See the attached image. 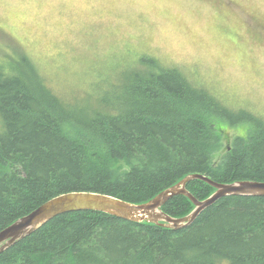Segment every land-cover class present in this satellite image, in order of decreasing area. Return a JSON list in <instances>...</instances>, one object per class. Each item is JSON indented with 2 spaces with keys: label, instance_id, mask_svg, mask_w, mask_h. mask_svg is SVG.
I'll return each mask as SVG.
<instances>
[{
  "label": "trees",
  "instance_id": "obj_1",
  "mask_svg": "<svg viewBox=\"0 0 264 264\" xmlns=\"http://www.w3.org/2000/svg\"><path fill=\"white\" fill-rule=\"evenodd\" d=\"M156 61L145 58L112 91L84 104L45 84L26 56L11 61L10 72L0 64V231L70 192L139 204L189 174L264 181V121L233 112ZM220 123L247 131L216 160L225 137ZM187 189L200 200L215 191L200 179ZM194 208L178 195L162 210L183 217ZM0 264H264V196L222 197L181 229L90 209L66 212L0 253Z\"/></svg>",
  "mask_w": 264,
  "mask_h": 264
},
{
  "label": "rangeland",
  "instance_id": "obj_2",
  "mask_svg": "<svg viewBox=\"0 0 264 264\" xmlns=\"http://www.w3.org/2000/svg\"><path fill=\"white\" fill-rule=\"evenodd\" d=\"M22 56L45 84L81 104L149 57L233 112L264 121V0H0V64L10 72ZM219 126L216 160L247 131Z\"/></svg>",
  "mask_w": 264,
  "mask_h": 264
},
{
  "label": "water",
  "instance_id": "obj_3",
  "mask_svg": "<svg viewBox=\"0 0 264 264\" xmlns=\"http://www.w3.org/2000/svg\"><path fill=\"white\" fill-rule=\"evenodd\" d=\"M195 179L206 181L215 188V191L206 199H197L187 189V184ZM178 195L187 196L193 202L195 208L186 216L172 217L166 214L162 207ZM230 195L264 196V181L244 180L220 183L203 174H189L151 200L139 204L108 194L90 191L61 194L46 201L29 214L17 219L1 230L0 253L32 234L55 216L66 212L90 209L131 221H148L163 227L181 229L192 224L206 208L216 201Z\"/></svg>",
  "mask_w": 264,
  "mask_h": 264
}]
</instances>
